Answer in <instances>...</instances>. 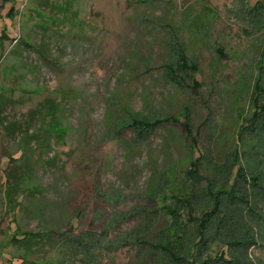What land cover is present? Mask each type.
I'll return each mask as SVG.
<instances>
[{
    "label": "rangeland",
    "instance_id": "rangeland-1",
    "mask_svg": "<svg viewBox=\"0 0 264 264\" xmlns=\"http://www.w3.org/2000/svg\"><path fill=\"white\" fill-rule=\"evenodd\" d=\"M241 187L224 264H264V0H0V264L203 262ZM17 228L48 235L26 262Z\"/></svg>",
    "mask_w": 264,
    "mask_h": 264
},
{
    "label": "trees",
    "instance_id": "trees-1",
    "mask_svg": "<svg viewBox=\"0 0 264 264\" xmlns=\"http://www.w3.org/2000/svg\"><path fill=\"white\" fill-rule=\"evenodd\" d=\"M59 105L60 103L58 102V99L56 97H49L48 99L45 100L44 104H42V107L37 110L40 112L42 116L46 118L50 116L51 122H55V121H59L57 117V113L59 111ZM19 126L20 125L18 123L14 122V123H11L10 125H7V129L13 133V131L16 128H19ZM52 128L53 127L50 124L47 129L46 128L42 129L44 131L43 134H39V131H33L31 134L27 135V138L24 141L25 143L24 150H22L21 156L19 157V159L24 160L25 164L27 165L25 166L26 172H27V168L30 167L29 163H30V160H32L31 158L33 154L35 153V149L38 146L45 147L47 143L52 139V136H51ZM237 170L238 171L236 172V179H235L234 185L238 187L240 186L239 178L245 179L244 178L245 171L242 165H239ZM24 180H25L24 176L22 178L19 177L17 181H15L13 184H10V187H9L10 199L11 198L13 199L14 195L17 196L18 194H20ZM243 190L245 189L241 187L237 195L230 196L229 201H226L223 204H221V199L218 198L219 201L216 199L214 202V207L212 209H207L201 214L200 224L202 225L203 233H204V229L212 226V223H211L212 220L216 221V225H215L216 235L214 239H212L211 241L212 242L211 250L214 251L215 256L211 257V259L207 258L203 262H197L196 264H214L215 262L216 264H224V262L226 263L234 262L235 263V261L233 260V257H231L232 256L231 252H232L233 244L239 242L237 241L238 238H233L232 240H228L226 238H224V240L221 239L220 231L225 222H224L223 217L221 219H218V213L220 212V210H221V214H222V211H224V214H226V216L229 219L227 220V223L238 224V222H242V219H240L242 217L238 215L241 212V209H240L241 207L238 208L237 204H239V206L242 205V203H246L248 205V202H249V194ZM247 211H251V214H253L252 213L253 207L252 206L251 208L249 207V210L247 209ZM187 214L189 216L192 215V210L188 211ZM245 221H248V220L246 219ZM47 236L43 235L42 233L39 234V233H32V232H21L18 228L16 229V234L13 237V241L17 242L16 244L17 247H20L21 249H25V252L22 255V259L24 262L29 260L28 256H25V255L28 253L30 254V251L34 248V246L40 244L41 242L46 241V239L48 240ZM202 237L198 241L199 243L202 241ZM256 237H258V234L255 232L254 229L249 227L246 229V233L243 235V237H241V239L244 238L243 241H241V239L239 240L241 242H245L246 244L247 243L251 244L250 246L252 247L257 242ZM215 243H221L222 244L221 248L213 247L212 244H215ZM227 256H229V258ZM175 258L176 259L171 262L172 264H178V262H181V260L178 259V257H175ZM179 258H181V256H179ZM238 263H240V261ZM163 264H167L166 261H164Z\"/></svg>",
    "mask_w": 264,
    "mask_h": 264
}]
</instances>
